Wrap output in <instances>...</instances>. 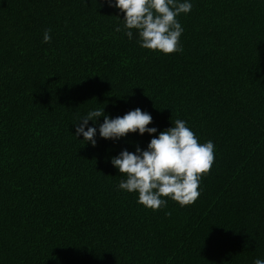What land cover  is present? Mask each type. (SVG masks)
<instances>
[{
  "label": "trees",
  "instance_id": "1",
  "mask_svg": "<svg viewBox=\"0 0 264 264\" xmlns=\"http://www.w3.org/2000/svg\"><path fill=\"white\" fill-rule=\"evenodd\" d=\"M191 2L183 50L164 55L116 32L108 0H0V264L264 259V0ZM103 108L148 112L153 136L181 119L211 140L199 198L153 211L117 191L110 159L153 137L75 138Z\"/></svg>",
  "mask_w": 264,
  "mask_h": 264
},
{
  "label": "clouds",
  "instance_id": "2",
  "mask_svg": "<svg viewBox=\"0 0 264 264\" xmlns=\"http://www.w3.org/2000/svg\"><path fill=\"white\" fill-rule=\"evenodd\" d=\"M124 14L123 27L116 32L132 40L135 35L140 48L164 55L181 52L180 37L184 29L177 19L181 14L190 13L191 0H108ZM50 29L43 33V43L51 40ZM103 117L99 123L98 118ZM89 121L95 126H89ZM152 116L135 108L123 116H108L103 109L89 110L76 120L75 138L96 145L99 138L118 141L129 133L153 138L142 150L136 146L134 152L123 149L110 159L123 179L116 186L117 191L137 194V203L153 211L166 207L168 200L181 207L193 204L200 196L199 186L202 175L207 174L214 163L215 145L211 140L199 143L186 121L177 119L172 127L160 131L148 127ZM253 264H264L256 258Z\"/></svg>",
  "mask_w": 264,
  "mask_h": 264
}]
</instances>
